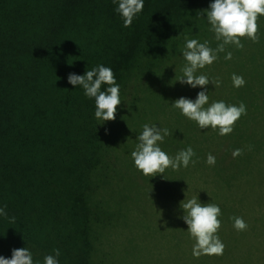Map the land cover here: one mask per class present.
Returning <instances> with one entry per match:
<instances>
[{"label":"trees","instance_id":"trees-1","mask_svg":"<svg viewBox=\"0 0 264 264\" xmlns=\"http://www.w3.org/2000/svg\"><path fill=\"white\" fill-rule=\"evenodd\" d=\"M212 2L144 0L125 28L113 0H0V207L7 213L0 216V256L10 259L13 249L25 247L34 264H44L54 249L61 253L58 264H264V16L257 20L258 43L241 38L242 49L226 45L232 59L218 53L196 73L221 81L202 88L205 107L246 105L231 134L200 129L179 109L162 106L167 128H178L164 138L174 141L165 152L174 158L191 147L196 163L186 169L194 176L162 192L156 175L136 177L141 172L132 151L121 147L116 156L112 150L116 124L134 125L122 129L119 141L136 146L143 125L156 122L145 105L152 83L167 80L184 91L178 98L196 99L198 92L189 93L192 87L173 73L186 63V39L208 41L212 49L220 43L203 11ZM98 65L111 68L120 86L115 119L103 123L94 116V99L67 80ZM233 74L245 85L234 87ZM237 148L243 154L233 158ZM209 154L213 166L206 163ZM146 186L167 195L161 214L169 218L166 235L177 241H161L164 235L144 225L142 211L152 206L141 198ZM194 197L219 206L223 255L193 257L180 205ZM234 217L243 218L247 230L236 231ZM112 236L120 244L109 246ZM125 243L129 255L117 259L128 251Z\"/></svg>","mask_w":264,"mask_h":264},{"label":"clouds","instance_id":"clouds-1","mask_svg":"<svg viewBox=\"0 0 264 264\" xmlns=\"http://www.w3.org/2000/svg\"><path fill=\"white\" fill-rule=\"evenodd\" d=\"M113 3L118 5L114 11L121 16L125 28L131 27L134 17L144 8V0H113ZM203 11L206 12L207 21L211 25L209 30L215 34V40L220 43L212 49L208 46V41L200 43L197 39H186L182 50L186 64L181 69L182 76L176 80L192 88L197 86L204 88L210 81L215 87L220 86L219 79L210 80L206 75H196V73L198 69H203L217 60V54L225 52L226 45H235L237 49H242L244 45L241 43V38H247L253 43L259 42L257 20L259 16H264V0H213L209 8ZM224 58L232 59V53L227 52ZM67 80L73 86H81L84 95L94 99V116L99 123L115 119L117 107L121 103L120 86L111 68L98 65L87 70L83 75L70 73ZM232 82L236 88L246 83L242 76L236 74L232 75ZM102 85L108 87L102 91ZM208 101L207 92L202 90L197 93L194 101L180 97L171 105L179 109L183 116L196 122L200 129H218V134L221 136L231 134L235 122L242 115L247 114L246 105L243 102L235 106L226 105L224 101H214L205 107ZM170 134L167 128H157L155 124L143 125L142 132L137 136L139 142L135 150L131 152L135 168L143 175L148 177L163 175L169 167L178 170L181 166L188 167L190 162L196 163L192 160L195 152L191 147L181 150L174 158L159 147V142H163L164 138ZM250 149L251 146H249ZM242 154L243 150L239 148L232 152L233 158ZM206 163L213 166L216 158L209 154ZM180 206L184 210L182 219L187 224L190 238L194 240L193 257L223 255L225 245L217 235L221 226V221L218 219L221 215L219 206L201 204L197 197L187 200ZM6 215L5 208L0 207V216ZM233 220V227L236 231L247 230L248 225L243 218L234 217ZM53 251L55 255L44 257V264H58L56 257L61 255L60 250L54 249ZM0 264H34V262L32 253L24 247L13 249L10 259L0 256Z\"/></svg>","mask_w":264,"mask_h":264},{"label":"rangeland","instance_id":"rangeland-1","mask_svg":"<svg viewBox=\"0 0 264 264\" xmlns=\"http://www.w3.org/2000/svg\"><path fill=\"white\" fill-rule=\"evenodd\" d=\"M221 53V52H220ZM224 54V53H223ZM226 54V52H225ZM186 63H180L175 69H174V73L173 76L177 77V76H182V72L181 69L182 67L185 65ZM212 77H215L214 75H212ZM210 78V77H209ZM151 86L153 87L151 89V92L148 93L149 97H147L145 99V105L147 106L146 111H148L150 108V113L152 114V118L154 117L156 119V122L154 123L156 125L157 128L161 127V128H167L169 126L165 125L164 121H167L168 119L164 116V109H162V106L165 107H171V100L173 98H178L179 95H182L184 93V91L181 89V87L176 84L175 86H172L170 82L163 81H157L155 83H152ZM202 91V88L200 86H197L196 88H191V90L189 91V93H196ZM158 119V120H157ZM118 123V122H116ZM151 125V123H150ZM116 126L118 127H114V131H115V136H114V146L112 147L113 150V154H115L116 156H119L120 152H121V147H127V151L128 153L135 150L136 146H131L130 144V140H121L120 139V134L123 133L122 129L124 130V132H128L129 128L131 126H134L133 124H131L130 122H125V123H121V124H116ZM138 126V125H136ZM168 129V128H167ZM169 130V129H168ZM178 128L177 125L170 129L169 132L171 133L170 135L174 134L175 137V132H177ZM132 131V128L131 130ZM133 134V132L131 133ZM122 135V134H121ZM174 142L172 140H164L163 142H159V147L165 152L166 148H170L171 147V143ZM164 144V145H163ZM166 153V152H165ZM183 167V166H181ZM189 168H185L184 170H172L171 167L167 168L165 170V172L163 173V175L161 174H157L156 178L159 181L158 185H161V189H158L159 191L162 192H170L173 191L174 188L176 187V189L179 188V182L182 180L183 182V178L185 175H191L194 176L195 173L193 172H189ZM181 172V173H180ZM136 173V172H135ZM138 178H141V180H143L144 175L142 173H136ZM183 174V175H181ZM181 176V177H180ZM180 177V178H179ZM169 185H173L174 188L172 190L169 191ZM153 191V192H152ZM156 189H152L150 186H146L144 189V192L141 195V198L144 200H147L149 198V200H151V212H149L148 210H143L142 211V215L144 217L147 218V221L143 222L145 226L149 225V229L150 232L154 231L157 235H164V236H160V240L161 241H165L167 239V237L170 240H174L177 241L176 238H171L170 235H166L167 234V222L169 221V218H167L166 220L164 219V215L161 214L164 212L163 209V205H164V198L167 195H164L162 192H159ZM152 192V193H151ZM158 219L161 222H164L162 225H158L160 223H156V221ZM166 229V230H165ZM188 233L187 228L183 230V234ZM116 237L118 236H112V240L109 244V246L114 245L113 243H119V240H115ZM183 235L180 237L182 239ZM126 249H128V251L123 252V253H116L115 257L117 259L122 258L123 256L125 258L128 257L129 255V244L125 243Z\"/></svg>","mask_w":264,"mask_h":264}]
</instances>
